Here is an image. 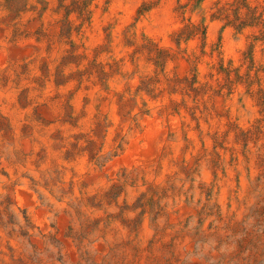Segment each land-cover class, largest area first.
<instances>
[{
	"label": "rangeland",
	"instance_id": "rangeland-1",
	"mask_svg": "<svg viewBox=\"0 0 264 264\" xmlns=\"http://www.w3.org/2000/svg\"><path fill=\"white\" fill-rule=\"evenodd\" d=\"M128 1L96 40L114 0H0V264H264V0ZM163 10L164 32L139 27Z\"/></svg>",
	"mask_w": 264,
	"mask_h": 264
},
{
	"label": "bare ground",
	"instance_id": "bare-ground-1",
	"mask_svg": "<svg viewBox=\"0 0 264 264\" xmlns=\"http://www.w3.org/2000/svg\"><path fill=\"white\" fill-rule=\"evenodd\" d=\"M162 1V0H161ZM169 1V0H168ZM183 2V1H182ZM186 2V1H185ZM167 3V2H165ZM172 3V2H171ZM184 3V2H183ZM212 5V4H211ZM136 3L135 1H125V0H114L112 6L109 8L110 9V12H106V11H103L102 9L98 10L97 13L95 14V18H94V28L96 29V32H92L94 33V37L93 38H96V40H100L101 39V36H102V26L110 19L114 18V17H118V21H117V26L114 30V36H117V33H119L120 29L123 27V25L127 22L126 19H125V15L129 14L130 12H133L136 8ZM164 6V5H163ZM162 6V7H163ZM166 6V5H165ZM215 6V5H214ZM3 7V6H2ZM219 8V7H218ZM217 9V8H216ZM61 10V9H60ZM31 11V10H30ZM49 11V10H48ZM54 12V11H53ZM188 12V11H187ZM57 13V12H56ZM173 13V12H172ZM208 13V12H207ZM212 14V12H209ZM122 14H124V16H121ZM191 14V13H190ZM209 15V14H208ZM221 16V15H220ZM178 18H180L178 16ZM214 19V18H213ZM218 20V19H217ZM223 20V19H222ZM170 21H172V18L170 16V13L169 11L167 10H163L161 12H158L157 14L156 13H153L151 16H149L148 18H144L139 27H141L142 29L144 28L145 31L149 32V33H152V32H164L167 28H168V25L170 23ZM175 21V20H174ZM224 22V21H222ZM211 24V23H210ZM87 26V24H86ZM209 26V25H208ZM231 27V26H230ZM85 29V28H84ZM88 29V28H87ZM195 29V28H194ZM209 29V28H208ZM207 29V30H208ZM232 29V28H231ZM230 29V30H231ZM218 30V25L216 23H213L211 24L210 26V32L212 34H215ZM226 30V29H225ZM229 30V29H228ZM227 30V32L225 33V43H226V47L228 48V50L230 51H233L235 45H236V41L235 39L233 38L232 36V33L229 32ZM234 30V29H233ZM73 31V30H72ZM89 31V30H87ZM224 33V32H223ZM153 35V34H152ZM155 35V34H154ZM74 36V35H73ZM91 36V35H90ZM93 36V35H92ZM212 36V35H211ZM27 37V36H26ZM92 40V38L90 39ZM89 41V40H88ZM216 41V40H215ZM243 42V40H242ZM93 43V42H92ZM172 44V43H171ZM175 46V45H174ZM209 47V46H208ZM220 47V46H219ZM216 50V49H215ZM227 50V49H226ZM45 51V50H44ZM199 52V51H198ZM232 53V52H231ZM216 54V53H215ZM226 55V54H225ZM236 57V56H235ZM211 58V57H210ZM226 60V58H225ZM224 60V61H225ZM184 61V60H183ZM5 63V59L1 62V64ZM203 63V62H202ZM73 64V63H72ZM72 66V65H71ZM201 67V66H200ZM213 67V66H212ZM221 71V70H220ZM185 73V72H184ZM218 73V72H217ZM224 73V72H223ZM218 75V74H216ZM11 76V75H10ZM223 76V75H222ZM207 78V77H206ZM24 80V79H23ZM118 81L119 79H114V86L117 88H119L120 86L118 85ZM214 82V81H213ZM240 85V84H239ZM84 89V88H83ZM223 89V88H222ZM85 90V89H84ZM9 91V88L7 89H2L0 87V103L2 101V98L5 97L7 98V102H4V105L5 107L3 109L6 110L7 106L9 105V100L11 99L12 95H13V92H8ZM31 91V90H30ZM86 91V90H85ZM167 93V92H166ZM246 93V92H245ZM185 95V94H184ZM94 96V90H92L91 92V97ZM187 97V96H186ZM39 98V97H38ZM75 99V103H76V107L77 108H80V105L82 104V96L81 94H79L78 96H76ZM145 99H147V97H145ZM192 103V102H191ZM90 106L88 107V110L90 113L93 112L94 110V106H95V101L91 100ZM229 105L232 109V112L234 114H238L239 116H245L246 115V111L250 110V112L254 113L255 109L252 108V105L251 103L249 102V100L247 99H244V100H239L238 99V96L237 94L235 96H233L230 101H229ZM56 107V106H55ZM156 107V104L154 102L150 103V108L152 110H154ZM112 108H115V107H112ZM201 108V107H200ZM23 109V108H22ZM17 110V109H16ZM31 110V109H30ZM205 112V111H204ZM200 114V113H199ZM209 114V113H208ZM186 115V114H184ZM256 115V114H255ZM118 116V115H117ZM177 116V115H176ZM190 116V115H189ZM219 116V115H218ZM233 117V116H231ZM253 117V116H252ZM111 118L113 120H116L117 117L115 114H112L111 115ZM165 118V117H164ZM164 118H161V117H158L156 118L155 120H152L150 122V126L152 127V129H158L159 126L158 124H160ZM202 119V118H201ZM200 119V120H201ZM211 119V118H210ZM234 119V118H233ZM235 120V119H234ZM203 121V120H202ZM227 121V120H226ZM20 122V121H19ZM87 122V121H86ZM85 122V123H86ZM252 122V121H251ZM83 123V122H82ZM242 123V122H241ZM248 123V122H247ZM52 124V123H51ZM196 124V123H195ZM70 125V124H69ZM216 125V124H215ZM74 127V126H73ZM85 127V125H84ZM167 127V126H166ZM215 128V127H214ZM89 129V127H88ZM188 131V130H187ZM92 132V131H91ZM111 132L112 130H110L108 136H111ZM176 132H179V130H176ZM192 132V131H190ZM237 132V131H236ZM58 134V133H57ZM89 134V133H88ZM56 136V135H55ZM84 136V135H83ZM92 136V135H91ZM74 137V136H73ZM209 137V136H208ZM133 138V137H132ZM56 139V138H55ZM58 140V139H57ZM160 141L163 140V138H160L159 139ZM210 140V139H209ZM234 140V139H233ZM249 140V138H248ZM256 140V139H255ZM84 141V140H83ZM215 141V140H214ZM243 141V140H242ZM250 141V140H249ZM181 138L179 137V134H177L176 138H175V141L174 142H169V145L172 146V149H174V151H177L180 149V146H181ZM147 142L145 144H143L142 146L146 145ZM216 144V143H215ZM235 144V143H234ZM210 145V144H209ZM118 146V145H117ZM141 146V147H142ZM74 147V145H73ZM202 147V145H201ZM6 151H11L12 150V144H6V147H5ZM79 149V148H78ZM84 149V148H83ZM220 149V147H219ZM53 150V149H52ZM42 151V150H41ZM74 151V150H73ZM94 151V150H93ZM60 152V151H59ZM39 153V152H38ZM68 153V152H67ZM77 153V152H76ZM75 153V154H76ZM142 155V152L138 149H136V151L133 152V154L129 157V159L127 161H125L124 163L126 164V166L128 168H131V167H137V161L139 160L140 156ZM77 156V155H76ZM80 156V155H79ZM89 156V155H88ZM78 157V156H77ZM79 158V157H78ZM87 158V157H86ZM58 159V158H57ZM62 159V158H61ZM90 160V159H89ZM141 161V160H140ZM23 162V161H22ZM82 163H84V160L81 161ZM52 163V162H51ZM66 163V162H65ZM72 163V161H71ZM68 164V163H67ZM20 165V164H19ZM85 165V164H83ZM95 165V164H94ZM36 165H33L31 163L29 164H26L25 167H21L20 169L17 168V167H12L10 168V171H9V176L12 177V176H15L13 175V170L16 168L17 169V177L18 178H21L23 176V173L24 172H32L33 170L36 171V168H35ZM49 166V165H48ZM96 166V165H95ZM62 169V168H61ZM71 169V168H70ZM258 169V168H257ZM221 170V169H220ZM41 173V172H40ZM53 173V172H52ZM201 176L206 178V180H209L212 176H211V172H209V170H207L205 167H203L201 169ZM198 175V174H197ZM28 178V177H27ZM36 178V177H35ZM8 177L6 175H3L0 173V192H3L2 188L4 187L6 181H7ZM141 180V179H140ZM26 181L25 179H21L20 182H24ZM37 185V184H36ZM18 186V185H17ZM40 186V185H39ZM47 186V185H46ZM53 186V185H52ZM210 186V185H209ZM171 188V187H170ZM198 188V187H197ZM71 189V188H70ZM31 197L30 200H28L26 198V196L23 194V196L21 194H19L18 190L17 192L15 193V198L17 200L18 203L20 204H30L29 208L30 207H34L35 206V203H36V197L35 195L31 192ZM46 197L49 199V201H51L54 206V208H59V207H62L63 205L60 204L58 201H57V198H55L53 195H51L49 192H46L45 193ZM71 196V194H70ZM219 199L221 201V203L223 204L224 200H226V194H225V189L221 190L220 191V194H219ZM40 204V203H39ZM70 207V206H69ZM33 209V208H32ZM133 213V212H132ZM32 214V213H31ZM62 214V213H61ZM146 214V213H145ZM74 215V214H73ZM69 216V215H68ZM22 218V217H21ZM78 221V220H77ZM146 222V221H145ZM32 226V225H31ZM19 227V226H18ZM37 228V227H36ZM68 228V227H67ZM31 230V229H30ZM38 230V229H37ZM39 231V230H38ZM21 235V234H20ZM50 237V236H49ZM55 240V239H54ZM147 241V240H146ZM17 242V241H16ZM147 246V245H146ZM161 246V245H160ZM239 247V246H238ZM76 249V248H75ZM239 252V251H238ZM259 256V255H258Z\"/></svg>",
	"mask_w": 264,
	"mask_h": 264
}]
</instances>
